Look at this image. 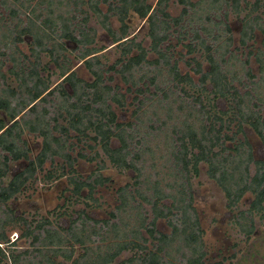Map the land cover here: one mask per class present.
I'll return each instance as SVG.
<instances>
[{
    "label": "trees",
    "instance_id": "obj_1",
    "mask_svg": "<svg viewBox=\"0 0 264 264\" xmlns=\"http://www.w3.org/2000/svg\"><path fill=\"white\" fill-rule=\"evenodd\" d=\"M24 1L21 5L34 14L41 3L45 4L47 16L39 11L20 30V34L33 35L36 65L33 63L28 71L23 67L14 71L15 65L20 63L16 60L10 67L17 77L16 85L8 83L0 91L3 113L0 114V157L3 158L0 162V203L7 207L5 216L0 215V243L3 244L0 245V264H173L169 256H172V242L177 238H181L193 253L203 243V229L190 188L192 179L206 166L209 177L225 191L231 208L246 193L254 194L250 208L241 211V216L264 211V158L255 157L246 131L249 124L264 146V114L257 102L252 103V93L249 90L241 92L234 84L236 78L242 82L246 75L257 85L249 66L251 55L256 56L259 69L264 73V38L256 52L251 49L245 60H240L235 52L249 45L250 39L256 37V30L264 36V0H255L252 4L248 0H176L183 5L178 16L169 11L170 0L155 3L152 0H37L33 4V0ZM77 4L92 8L116 48L121 50L113 63L103 60L114 49L98 46L97 31L88 25L89 14ZM101 4L107 5L106 11ZM12 5L17 15V5ZM225 6H230L242 22L240 46L235 45L230 12ZM242 11L247 13L241 19ZM78 12L84 14L81 19ZM193 14L201 22L199 27L191 28L194 36L186 46L190 52L204 50L208 60L205 72L203 63H196L195 72L200 74L198 82L191 74L180 72L178 61L172 60V52L169 53L170 45H164L171 35L170 28L185 27L183 21L189 15L191 23ZM112 16L120 21L118 30L111 26ZM135 16L144 20L148 28L149 47L143 40H137V34L131 36L130 22ZM38 18H42L41 25ZM57 23L61 29L59 36L54 35ZM20 34L17 40L22 39ZM71 43L79 47L76 56L89 70L92 80L80 77L70 64L66 51ZM43 53H48L61 69L62 80L53 87L51 77L37 66ZM11 58L16 59L13 55ZM236 61H240L244 72L241 77L237 75ZM164 68L167 75H163ZM116 73L127 85L125 92L120 91L119 84H111ZM1 75L7 78L5 73ZM42 79L52 87L45 95L49 86L43 82L38 84ZM170 81L185 95H191L194 104L186 105L181 94L172 91ZM261 82L264 83V77ZM150 84L155 86V91L150 90ZM204 90L207 95L201 93ZM148 92L152 95L147 96ZM253 92L255 96L259 94L256 89ZM131 93L138 101L133 112L138 122H123L114 104L125 107ZM257 97L260 102L263 100L262 96ZM147 100H152V104L157 101L152 112L157 125L150 122V131L144 133L140 111ZM26 131L43 137L42 148L35 158L29 157L30 148L23 138ZM155 132L165 136L164 147L160 143L152 147L151 136ZM70 136L76 142L68 145ZM79 143H84L94 154L89 156L80 150L78 156L98 161L99 170L109 167L108 161L120 172L134 173L133 183L117 189L116 212L111 211L109 218L98 219L93 210L85 207L76 212V217L67 218L65 210L58 213L57 220L45 218L31 222L23 216L7 213V202L22 190L29 177L36 176L44 168L48 159L55 161V157H60L67 164L53 179L62 177L69 169L76 172L72 163L76 158L71 149ZM22 159L28 160L26 167L5 183L8 162ZM148 164L152 172L147 171ZM72 181L74 193L83 195L88 187L87 196H91L97 186H108L113 179L100 171L92 180L76 173ZM133 210L134 215L140 217L138 227L130 226L131 221L123 218V214ZM148 213L153 214L150 220ZM161 218L167 219L172 226L170 235L158 230L157 222ZM246 227L243 230L251 235L255 228L253 225ZM7 228H21L18 238L30 239L33 248H20L17 239L9 238ZM150 241L153 247H149ZM176 249L181 250V246ZM126 252L131 253L121 259ZM182 255L186 256L183 252ZM204 256L205 251L201 250V254L190 258L189 262L204 264ZM59 257L63 260H58Z\"/></svg>",
    "mask_w": 264,
    "mask_h": 264
},
{
    "label": "rangeland",
    "instance_id": "obj_2",
    "mask_svg": "<svg viewBox=\"0 0 264 264\" xmlns=\"http://www.w3.org/2000/svg\"><path fill=\"white\" fill-rule=\"evenodd\" d=\"M20 1L16 0H0V91L2 88H5L8 83H15L16 78L14 71H19L23 69L28 71L30 66L35 62V54L33 53V48L36 47V44L33 43V35L30 33L20 34V30L26 26L29 22V18H35L39 11H42L44 16H47L45 4L41 3L36 13H32L30 9H26L21 5ZM24 1V0H23ZM157 0H152L155 3ZM197 1V0H194ZM251 4L255 0H248ZM25 2V1H24ZM30 1H26V4H29ZM37 0H33V3H36ZM16 4L19 13L16 15L13 13V7ZM204 5V3H201ZM77 7L81 6L86 9V13L89 14L90 19L88 25L94 27L97 31V41L98 46H104L113 48L114 52L110 55L107 53L104 62L113 63L120 55L121 50L117 49L115 42L106 31V29L101 25L96 16L92 13V8L89 5H80L77 4ZM106 4H101V7L106 11ZM183 5L178 3L176 0H170L169 11L172 15L178 16L182 11ZM198 8V6H197ZM230 12L229 22L234 28L235 35V45H241L238 39L240 38V29L242 27V22L237 16V13L230 7H224ZM262 10V8H261ZM247 11H242L240 13V18L242 19L245 16ZM78 18L84 15L83 13L78 12ZM222 14V11L221 13ZM195 14L192 16V22H189V15L183 21L185 27L173 26L170 28V36L164 45L169 46V53L172 52L173 59L177 60L179 64V70L181 73H189L193 76L195 82L199 81L200 74L195 72L197 67L196 63L198 61L202 62V70L205 72L208 70V60L204 55V50H196L195 52L188 51L186 44L190 42L194 36V32L191 28L199 27L201 21L195 19ZM215 20L219 18L214 17ZM224 19V16H221ZM21 20V21H20ZM42 18H38V24L41 23ZM20 21V23H19ZM203 20L202 22H204ZM110 23L113 29L118 30L120 28V21L116 16H112ZM41 25V24H40ZM59 24H56V32L54 35L59 36L61 29H59ZM131 36L137 34V40H143L145 46L150 45L151 40L147 35L148 28L144 25V20L139 19L137 16L133 18L130 22ZM185 30H188V33L185 34ZM21 36V40H17V37ZM264 38L263 33L260 30H256V37L250 39L249 45L246 47H241V49H235V52L239 54L240 60H245L247 58L248 52L253 49L256 52V49L262 45V39ZM69 50L66 51V54L69 56L70 64L73 69L78 72L80 77H83L86 80H92L93 77L86 66L83 64L82 60H79L76 56L78 54V46L76 44H69ZM77 47V49H75ZM106 49L102 52H105ZM5 52V53H4ZM100 52V53H102ZM4 53V54H3ZM99 54V53H98ZM13 55L14 58H11ZM155 56V55H154ZM195 58V59H193ZM16 60H19V66L15 65L14 71H12V65L16 63ZM236 70L237 75L242 76L244 72L241 70L240 61H236ZM21 66V67H20ZM42 71H45L52 80L50 84L52 87L61 82L62 78L60 77V67L57 65L51 56L48 53H43L41 55V60L37 64ZM249 66L252 68L253 73L255 74L254 82H258L257 85L252 83L247 76L242 77V82L239 81V77L236 78L234 84L240 89L241 92L249 90L253 97L252 103L257 102L262 113L264 114V83L261 82L264 73L259 69V62L256 59L255 55H251ZM5 73L7 78H4L1 74ZM164 74H168L167 70L164 68ZM116 79L111 82L112 85L119 84L122 88L120 91L125 92L127 85L123 82L120 74H115ZM172 76L170 75V78ZM261 78V79H260ZM260 80V81H259ZM44 83L49 86V89L43 93L45 95L52 88L46 80L42 79L38 84ZM246 82V84H244ZM151 91H155V86L153 84L149 85ZM170 88L173 92L181 94L185 99L186 105L194 104L192 102L191 95H185L183 91H180V88L174 87V82L170 81ZM259 92L257 96H262V101L258 100V97L255 96L253 90ZM194 92V91H193ZM198 93L199 91H195ZM204 95H207L208 92L202 91ZM152 93L148 92L147 96H151ZM161 96V94H159ZM197 96V95H194ZM134 94H128L127 105L123 108H119L114 104L115 110L118 113L119 120L123 122H138L134 112V109L138 105V101L133 99ZM156 98V97H154ZM252 103L250 105H252ZM157 106V101L147 100V104L140 111L141 116V129L145 133L150 131L149 124L154 121L155 116L152 114L153 109ZM259 107H254L256 110ZM144 109L146 111H144ZM161 116L164 117L165 114L160 110ZM0 114H3L0 111ZM53 115V114H52ZM151 119V121L149 120ZM157 125V123H155ZM235 128V127H232ZM247 135L253 145V150L255 157L258 159L264 158V146L261 138L255 132V130L248 125H246ZM56 134H59L58 131ZM242 137V135H239ZM69 137L67 144L70 142H76L75 138ZM164 135L162 133H154L151 136L152 147L155 148L157 143H160L164 147ZM23 138L27 141V146L30 148L29 157L35 158L41 150L43 137L36 135L30 131H26L23 134ZM88 140V139H85ZM92 142L91 140H88ZM21 145H24L23 142H20ZM76 144V143H75ZM82 150L89 156H92L94 152L89 150V148L84 147V143H79L77 146L72 147L71 153L76 160L72 161L73 167L77 170L76 172L72 170H67L66 174L60 178L53 179L55 175L61 174L67 166L63 158L55 157V161L48 159L42 170H39L37 175L34 177H29L23 186L22 190L14 197H12L8 202V209L6 210L8 214L23 216L27 218L30 222L32 220H45L48 218L50 220H57L60 215L58 213L67 210V218L76 217L77 211L87 207L89 210L94 211V216L98 219L109 218L111 211H117L116 205L119 204L117 189L120 186H124L127 183H133L134 173L133 172H120L107 161L109 167L98 169V161L88 160L78 156V152ZM103 157V156H102ZM101 159V157H100ZM99 159V160H100ZM3 158L0 157V162ZM28 164V160L22 159L20 161L10 160L8 162L9 171L4 176L5 183H8L16 172L23 170ZM5 167L4 165H2ZM147 171L152 172L153 168L148 164L146 166ZM254 171V166L253 169ZM101 171L105 176H110L113 181L108 186H97L95 192L92 195L87 196L89 192L88 187H85L83 195H79L73 192L74 183L72 178L76 173L79 174L82 178L94 177L98 175ZM97 172V173H96ZM144 187V186H143ZM190 191L194 195V204L198 210L200 225L203 229L202 235V244L199 247L198 251L195 253L188 247H186L181 238H177L173 243L171 252L172 256H169V259L172 260L173 264H200L195 262H189L190 258L198 257L201 254V250L205 251V256L203 257L204 264H264V217L262 214L264 211L257 212L253 211V214H245L241 216L240 213L243 210H248L251 206V201L254 199V194L251 192L246 193L240 202L234 205L233 208L229 206V200L226 197L225 191L217 184V182L209 177L207 174V166L201 169V173L198 177L192 179V185ZM93 197V198H92ZM88 204V205H86ZM0 215L5 216L4 210L7 208L5 204L0 203ZM149 207V206H146ZM134 210L129 214H123L124 220L131 221L130 226L138 227L140 225V217L134 215ZM122 215V214H121ZM150 218L153 216L152 213L147 214ZM136 216V218H135ZM117 220V219H116ZM255 228L254 232L251 235H248L244 230V226L249 228L252 226ZM157 228L163 233L169 234L172 232V226L168 223V220L161 218L157 222ZM21 233V228H7V234L11 240L17 239L18 246L20 248H33V245H30V239H19ZM157 242V241H155ZM0 245H3L0 243ZM149 247H153V243L150 241L148 243ZM181 246V250H177V246ZM182 252L186 256L182 255ZM131 253V252H130ZM128 252L124 253L120 258L124 259L129 256ZM166 259V257H165ZM58 260H63L62 257H59Z\"/></svg>",
    "mask_w": 264,
    "mask_h": 264
},
{
    "label": "flooded vegetation",
    "instance_id": "obj_3",
    "mask_svg": "<svg viewBox=\"0 0 264 264\" xmlns=\"http://www.w3.org/2000/svg\"><path fill=\"white\" fill-rule=\"evenodd\" d=\"M45 85V84H44Z\"/></svg>",
    "mask_w": 264,
    "mask_h": 264
}]
</instances>
